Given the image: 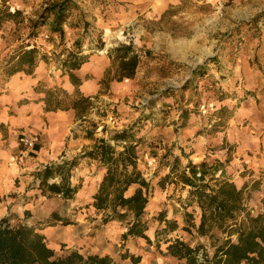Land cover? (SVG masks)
Instances as JSON below:
<instances>
[{"label":"crops","instance_id":"1","mask_svg":"<svg viewBox=\"0 0 264 264\" xmlns=\"http://www.w3.org/2000/svg\"><path fill=\"white\" fill-rule=\"evenodd\" d=\"M52 33L56 38V43H50L52 51H78L88 55V59L73 71L76 82L61 61L39 59L30 72L21 70L8 76L0 67V219L9 209L30 223L35 220L34 208L44 212L43 216L54 212L64 216L70 207L84 202L92 204L109 167L114 166L87 153L107 141L115 145L112 137L124 130L131 131L135 139L142 138L136 148L138 169L150 182L143 216L160 213L165 207L171 211L167 218L176 219L179 229L189 224L186 211L194 214L198 225L201 208L194 190L206 186L218 189L224 181H232L243 190L248 210L255 214L264 209V78L254 70L251 55L241 56L239 61L218 62L223 67L213 62L194 68L191 83L181 93L187 96L182 102L179 95L164 94L161 90L168 84L160 83L163 77L147 74L146 68L137 69L132 78L118 80L117 61L106 50H96L93 43H81L76 27L68 30L60 23L59 30L52 28ZM206 69L208 72L204 73ZM188 78L189 75L185 76L183 82ZM81 97L90 100L84 112L74 107ZM198 101L200 113L190 109ZM58 102L62 106L56 107ZM206 124L217 128V156L209 157L199 143L200 131ZM176 129L181 132L179 137ZM24 137L34 139L35 146L27 147ZM125 144L126 141L118 142L116 149L123 150ZM183 146L184 150H192V155H182ZM200 153V162L214 156L217 161L213 167L205 166L206 179L198 184L179 167L187 169L186 173L190 168H201L193 158ZM70 162H74L70 180L78 186L76 198L67 200L61 195L43 194L40 184L45 169L54 166L48 181L59 183L63 174L57 167ZM121 165L116 166L119 171ZM257 181L259 189L255 190ZM139 187L138 183L130 185L125 195H133ZM38 203L42 206L38 207ZM92 207L113 212L111 208ZM27 211L33 217H25ZM115 213L129 218V225L137 219L127 208L118 207ZM244 214L245 210H240L236 221L240 222ZM40 231L55 253L62 242H67L69 249H76L84 240L81 224H54ZM146 234L152 239L148 229ZM102 249L106 251L105 246Z\"/></svg>","mask_w":264,"mask_h":264},{"label":"rangeland","instance_id":"2","mask_svg":"<svg viewBox=\"0 0 264 264\" xmlns=\"http://www.w3.org/2000/svg\"><path fill=\"white\" fill-rule=\"evenodd\" d=\"M65 1L67 3L61 23L68 30L76 27L81 43H93L96 50L99 52L106 50L107 53L119 44H132L143 56L138 69L146 68L147 74L153 73L163 77L160 83L168 84V87L161 91L171 97L179 95L182 102L187 96L181 93L191 83L194 68L203 67L207 63L216 62V65L222 66L218 62L239 61L241 56L246 58L248 54L251 55L254 70L264 78V0H0L1 8L22 11L21 15L13 18L5 17L0 23V67L4 75H9L6 66L26 40L37 45L40 51L49 57L47 62L60 60L57 59V55L61 51L59 49L52 51L51 48V44L56 43L52 33L54 17L51 11L45 12L47 18L49 17L48 21L35 30L37 35L32 36L30 33L34 32L32 27L35 21L42 19L45 8ZM65 57V54L61 56L62 59ZM207 72L208 69L204 70V73ZM188 75L189 78L183 82L184 77ZM255 90L254 92H257V88ZM148 102L152 104V101L147 100L146 103ZM199 102H193L190 109L200 113L201 110L197 107ZM201 102L203 103L204 100ZM216 131L214 124H206L200 131L202 137H198L199 143L205 147L209 157L213 154L217 156V143L214 140L217 137ZM176 133L178 137L181 135L178 129ZM181 152L185 157L193 153L192 150H184V146L181 147ZM193 158L199 162L201 168L194 170L190 168L191 170L186 173L187 169L182 170L179 167V170L191 180L195 171L201 170L205 175V166L213 167L215 160L217 161V157L214 156L212 160L200 162L201 153L194 154ZM253 187L255 190L259 189V182L257 181ZM183 188L184 186L180 190ZM23 199L28 201L25 196ZM91 205L84 202L72 208L69 202L67 208L70 207L71 210L61 216L83 227L84 240L81 239L82 243L77 244L76 248L82 253L109 254L118 260L120 254L128 249L131 253L142 256L141 264H185L176 258L162 255L160 251H166V239L177 237L192 246L198 242L203 243L208 248V252L211 255L213 253L211 238L199 236L195 227H192L191 232L177 229L161 233L159 249L155 244H149L141 237L124 238V233L130 227L129 218H120L121 216L118 217L117 213L113 212L97 211ZM37 206H42V203H38ZM162 209L169 216L171 211L165 207ZM34 211L35 220L30 223L19 216L18 212L9 209L3 217L11 215L13 223L21 221L41 229L55 222L52 215L43 216L44 212L39 208H34ZM156 214L142 217L143 221L147 222L148 232L153 235L152 240L155 242L157 238L153 232L155 229L157 231L165 227L164 224L156 221L159 213ZM24 215L32 216L26 213ZM110 215H113L112 218H109ZM54 224L64 225L61 222ZM67 245V242H62L56 256L62 254L61 250L69 249ZM102 246H105L106 251ZM129 261V259L124 260V262Z\"/></svg>","mask_w":264,"mask_h":264},{"label":"trees","instance_id":"3","mask_svg":"<svg viewBox=\"0 0 264 264\" xmlns=\"http://www.w3.org/2000/svg\"><path fill=\"white\" fill-rule=\"evenodd\" d=\"M66 3V1L59 2L45 8L42 19L35 21L32 27L34 32L30 34L36 36L35 30L46 24L49 18L45 15L47 11L53 13L52 28L59 30ZM21 14V10L10 11L8 8L0 7V23L5 17L13 18ZM63 54L66 56L64 59L61 58ZM109 55L117 61L118 80L135 76L141 56L132 44H119L110 50ZM87 56L70 50L61 51L57 59H60L62 67L68 70L71 79L76 82L73 71L87 61ZM39 59L48 60L49 57L42 53L37 45L26 40L19 46L6 66L7 72L9 75L21 70L30 72ZM89 102V98L81 97L74 102V107L84 112ZM60 106L62 104L58 102L56 107ZM112 138L117 142L115 145L107 141L87 153L104 164L114 166L113 169L109 167L98 192L94 195L95 200L92 206L98 210L111 208L113 213L117 212L118 207L131 210L137 219L123 237H141L146 239L147 243L155 244L159 249L161 247L159 235L163 232L175 231L180 226L176 219L167 218L166 212L161 211L156 219L165 227L156 231V242L146 234L148 224L143 221L142 216L149 201L150 182L138 169L136 149L142 138L135 139L133 133L128 130L117 133ZM120 141H126V144L123 150L118 151L116 145ZM119 163H122L120 171L116 167ZM73 164L74 162H70L57 167L60 174H63V180L59 183L48 181L49 176L53 174L54 166L47 167L40 184L43 194L61 195L67 200L74 199L78 186H73L70 180V169ZM134 183L140 184V187L133 195L126 196L125 191ZM194 195L201 208L200 223L197 225L194 214L186 211L184 215L189 224L182 228L191 232L192 227H195L199 236L211 238L212 255L203 243L198 242L192 246L180 237L166 239V251L160 250L162 255L176 258L185 264H264V209L255 214L252 210H248L243 201V190L232 181H224L218 189H208V186L197 187ZM240 210H245V214L244 218L238 222L236 220ZM26 214L28 215L29 212L27 211ZM52 217L55 222H61L64 225L74 224L73 221L61 217L56 212L52 214ZM55 222L50 224L54 225ZM40 229L38 226L21 221L13 223L11 215L1 218L0 264H141L142 261L141 255L131 253L128 249L120 254L118 260L109 254H85L79 249H63L62 254L56 256L55 250L49 245L47 237L41 233ZM233 235H237L235 240ZM126 259L130 261L124 262Z\"/></svg>","mask_w":264,"mask_h":264},{"label":"built area","instance_id":"4","mask_svg":"<svg viewBox=\"0 0 264 264\" xmlns=\"http://www.w3.org/2000/svg\"><path fill=\"white\" fill-rule=\"evenodd\" d=\"M23 141L27 147L32 148L35 146V140L32 138L24 137ZM192 178L198 184H201V182L206 179L205 175L203 174L201 170L195 171Z\"/></svg>","mask_w":264,"mask_h":264},{"label":"bare ground","instance_id":"5","mask_svg":"<svg viewBox=\"0 0 264 264\" xmlns=\"http://www.w3.org/2000/svg\"><path fill=\"white\" fill-rule=\"evenodd\" d=\"M76 201V200H75ZM109 232H110V230H109Z\"/></svg>","mask_w":264,"mask_h":264}]
</instances>
